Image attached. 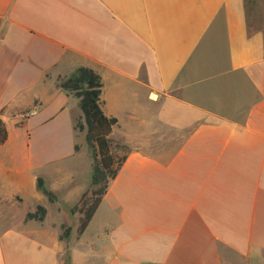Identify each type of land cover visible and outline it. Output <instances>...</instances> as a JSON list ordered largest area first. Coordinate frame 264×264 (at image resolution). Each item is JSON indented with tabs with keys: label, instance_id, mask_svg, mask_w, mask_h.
<instances>
[{
	"label": "crops",
	"instance_id": "crops-1",
	"mask_svg": "<svg viewBox=\"0 0 264 264\" xmlns=\"http://www.w3.org/2000/svg\"><path fill=\"white\" fill-rule=\"evenodd\" d=\"M260 27L243 0H0V264H264ZM79 67L125 159L77 237Z\"/></svg>",
	"mask_w": 264,
	"mask_h": 264
},
{
	"label": "trees",
	"instance_id": "trees-1",
	"mask_svg": "<svg viewBox=\"0 0 264 264\" xmlns=\"http://www.w3.org/2000/svg\"><path fill=\"white\" fill-rule=\"evenodd\" d=\"M253 7H256L254 0H243L249 35L261 29V24L252 18ZM56 87L77 101L81 117L75 121L73 129L79 132L85 131L84 139L92 160L91 188L81 195L75 205L68 209L69 214H77L75 233L78 237L87 227L105 194L108 182L115 177L125 157L121 155L117 158L112 153V150L118 152L122 147L115 144L110 138L111 129L116 124V120L107 118L101 111L100 77L91 69L79 67L68 77L57 78ZM6 139L7 130L0 119V146L5 143ZM74 150L77 151V147H74ZM37 187L41 189L42 194L47 197L49 202L53 201L52 194L42 189L40 180L37 181ZM44 217L45 209L37 206L33 213L25 216V221L41 222ZM70 232L69 227L62 225L60 240L66 239Z\"/></svg>",
	"mask_w": 264,
	"mask_h": 264
},
{
	"label": "rangeland",
	"instance_id": "rangeland-1",
	"mask_svg": "<svg viewBox=\"0 0 264 264\" xmlns=\"http://www.w3.org/2000/svg\"><path fill=\"white\" fill-rule=\"evenodd\" d=\"M254 1L256 2V7H253V11L254 12L252 13V18L253 19L255 18V20L257 21V23L262 24L264 22V0H254ZM75 132L77 133V140H78V143L80 145L77 148V155L83 154V155H85L90 160V150L87 147L86 143H85V146H84V135H85V131L79 132L78 130H76ZM112 153L117 158L119 156H121V152L120 151H118V152L116 151L115 152V151L112 150ZM91 168H92V166H91ZM65 212L66 213H63L62 216L65 218L66 222H68L67 216H69V212L68 211H65Z\"/></svg>",
	"mask_w": 264,
	"mask_h": 264
},
{
	"label": "built area",
	"instance_id": "built-area-1",
	"mask_svg": "<svg viewBox=\"0 0 264 264\" xmlns=\"http://www.w3.org/2000/svg\"><path fill=\"white\" fill-rule=\"evenodd\" d=\"M27 115H23L22 117L25 118Z\"/></svg>",
	"mask_w": 264,
	"mask_h": 264
}]
</instances>
